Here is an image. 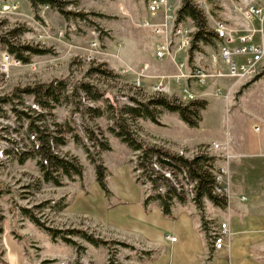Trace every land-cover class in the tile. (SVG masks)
<instances>
[{
	"label": "rangeland",
	"instance_id": "rangeland-1",
	"mask_svg": "<svg viewBox=\"0 0 264 264\" xmlns=\"http://www.w3.org/2000/svg\"><path fill=\"white\" fill-rule=\"evenodd\" d=\"M54 1L55 7L34 8L29 0H0V225L3 228L0 248L6 252L1 259L6 264H21V255L24 264H147L152 252L119 239L93 220L103 189L97 180L96 167L84 149L88 143L86 131H92L100 137V143L111 147L101 157L109 184L115 180L132 181L130 171L134 165L130 162L136 161L140 154L132 152L116 135L121 130L117 123L123 120L129 133L146 145L188 159L199 156V147L219 143L223 149L211 151L209 157L214 169L227 167L231 171L233 200L237 170L230 165L233 160L227 163L222 156L223 152H228L232 159L235 156L229 141L224 140L229 134L250 141L258 139L252 126L259 123L257 116L264 115V73L229 97L226 93L229 81L212 82L198 100L206 102L205 108L199 109L200 120L189 116L197 124L195 127L185 123L178 113L153 106L150 110L155 121L142 118L133 121L123 114L125 108L145 105L158 97L153 88L160 77L178 74L176 68L172 72L166 61L155 57L158 37L151 28L144 27V21L149 20V0ZM241 2L195 0L208 30L224 19L241 29L243 21L234 14V7ZM169 3L179 14L183 0H169ZM180 22L197 29L190 19ZM3 40L37 48L43 54H24L29 57V63L13 56L15 60L3 70L4 54L9 53ZM214 52V45H201L186 57L198 64L200 58L209 59ZM146 65L148 70L141 72ZM51 85L56 87L59 101L55 100L49 109H43L42 93L23 92ZM84 85L90 86V92ZM218 87L225 95H215ZM160 96L179 103L181 86L175 84L170 93ZM53 119L65 126L64 130H71L64 136L68 144L59 148L60 153L76 157L84 167L82 179L64 177L60 187L43 181L39 158L31 157L21 163L23 157L8 160L2 156L9 139H22L30 146L31 135H36L32 122L51 132ZM177 178L187 189L183 174L177 171ZM157 190L148 183L144 186L145 198L154 196ZM114 195L105 193V202L112 205ZM241 200L246 198L243 196ZM186 201V205L194 204L187 196ZM214 207L217 211L226 210L223 206ZM33 218L45 228H40ZM79 230L106 243L94 246L72 233Z\"/></svg>",
	"mask_w": 264,
	"mask_h": 264
},
{
	"label": "crops",
	"instance_id": "crops-1",
	"mask_svg": "<svg viewBox=\"0 0 264 264\" xmlns=\"http://www.w3.org/2000/svg\"><path fill=\"white\" fill-rule=\"evenodd\" d=\"M166 62L174 72L175 65ZM257 118L259 123L252 126L258 134L256 141L233 134L224 140L229 141L235 156L229 163L237 170L234 171L236 187L232 189L234 199L230 208L217 211L214 204L206 200L203 211L195 204L177 203L172 216H165L157 205L145 209L144 188L136 182L130 168L132 181L124 179L108 183L110 193L115 194L112 205L105 202V193L101 191L99 198H103L99 200V207L94 208L93 220L119 239L142 245L152 252L147 264H205L212 251L213 226L228 223L229 244L224 250L214 252L211 263L264 264V115ZM255 125L260 131L255 130ZM243 196L245 201L241 200ZM70 206L71 203L68 208ZM168 235L177 241L168 240ZM21 256V264H24Z\"/></svg>",
	"mask_w": 264,
	"mask_h": 264
},
{
	"label": "trees",
	"instance_id": "trees-1",
	"mask_svg": "<svg viewBox=\"0 0 264 264\" xmlns=\"http://www.w3.org/2000/svg\"><path fill=\"white\" fill-rule=\"evenodd\" d=\"M29 2L34 8L38 5L56 6V1L54 0H29ZM178 15L179 21L190 19L197 28L193 49H197V43L200 42L205 45L213 43V34L211 35L208 31L204 14L195 4V0H183V4ZM3 42L6 43L9 54L15 56L16 59L24 63H29V57L24 55L26 53L34 55L43 54V51L31 46H19L9 40H3ZM83 88L87 92H90L89 85H84ZM23 92L28 94L42 93V98L45 97V101L41 100V103L45 106L43 109H49L51 107L50 104L54 103L55 100L59 101L56 96V87L52 85L49 87L37 86L34 88H28ZM157 96L158 97L152 98V100L145 105L138 102L139 106L137 107H126L125 109L127 111L123 114L132 118L133 121L137 120V118L155 121V116L150 110V107H163L171 112L178 113L185 123L195 127L197 124L189 117L190 114L200 120L199 109H203L206 106V102L199 101L183 106L186 104L171 101L167 97L160 95ZM98 98L96 97L97 100ZM52 122L53 129L51 132L46 129H42L39 125H35L36 122H32V126H35L34 132L36 135H34L35 140H32L30 137V146H27L22 139H9L12 148L11 150L6 151V153L9 159L17 156L23 157V159H21V163H24L25 160L31 157L39 158L40 161L38 164L42 173L43 181L47 184L51 183L54 186L60 187L63 184L62 180L64 177L69 180H74L76 177L82 179L84 167L80 164L76 157H70L60 153L59 148L65 147L68 144V139L64 136H66V134H70L71 130H64L65 126L57 124L54 119ZM117 124L120 125L121 130L118 131L116 135L132 150V152L140 153L136 156V161L132 160L130 162L134 165L132 168V174L136 182L141 186H145L150 183L152 188L158 189L154 196L149 195L145 198V209H149L151 206L157 205L160 207L165 216H172V209L177 203L181 205L186 204L187 201L184 193V185H181L178 182L177 171L180 174L186 172L189 177V182L194 185L196 196L192 201L198 209L203 211L206 200L216 206L227 207L226 198L215 193V174L218 170L214 169V166L211 164L212 158L209 157V154H202L193 159H188L160 147L148 146L129 133L124 120L122 122H118ZM86 135L88 137V143L84 145L85 152L88 159L96 167L97 180L100 186L106 194H110L106 180L107 168L101 161V157L104 152L110 151L111 147L108 144H103L102 142L101 144L99 142L100 137L98 135H96V137L92 131L87 130ZM98 145H101L100 149ZM155 165H157L159 169H157ZM163 171H169L172 174L177 184L180 185L181 191H179V188H177L175 183L168 178ZM140 172L141 174H139ZM162 188L165 189V193H158V191ZM34 221L40 228H45L38 219H34ZM47 230L51 231L49 229ZM72 233L97 247L106 243L101 239L87 234L85 231L79 230L73 231ZM2 234L3 228L0 225V246ZM53 235L55 234L53 233ZM4 254H6L5 250L0 248V264H6L1 259Z\"/></svg>",
	"mask_w": 264,
	"mask_h": 264
},
{
	"label": "built area",
	"instance_id": "built-area-1",
	"mask_svg": "<svg viewBox=\"0 0 264 264\" xmlns=\"http://www.w3.org/2000/svg\"><path fill=\"white\" fill-rule=\"evenodd\" d=\"M7 9H10L7 8ZM149 20L144 21L145 28H151L158 37L155 48V57L157 60L165 62L171 61L177 71V75H163L160 77L153 88L154 93H170L175 84L181 86L180 101L184 104L197 102L200 100L201 92L206 91L212 82L229 81L227 88V97L240 87L245 86L253 79L264 73V0H242L234 7L235 17L243 21L242 28L237 29L232 26L228 20L216 21L211 30H208L213 36L215 52L209 59L204 57L194 64L187 55L192 54L195 43V34L197 29L187 26L179 21L176 10L172 8L169 0H149L148 1ZM259 37V42L255 40ZM198 48L203 43H197ZM197 48V49H198ZM180 55V56H179ZM182 55V56H181ZM186 57V58H185ZM3 70H7L10 62L15 58L9 53L4 54ZM148 70L146 65L141 72ZM215 95L217 97L225 95V92L218 87ZM38 109L37 106H34ZM260 131V127H255ZM35 140V136H31ZM7 150H11L9 143ZM199 155L209 154L213 150H221V144L213 142L209 146L199 147ZM225 150V149H224ZM6 151H2V156L9 159ZM223 158L228 162L232 156L228 152H223ZM157 169L159 167L155 165ZM163 173L170 178L179 191L180 185L177 184L169 171ZM216 186L215 193L226 198L227 209L231 206L230 186L231 175L227 167L219 168L215 174ZM187 189H184L185 195L193 200L196 196L194 185L189 182L186 172L183 173ZM146 186V185H145ZM144 188V186H142ZM158 193L164 194L165 189H160ZM231 231L228 223H220L213 226L211 233V253L205 264H213L211 260L214 252L222 251L229 244ZM167 239L176 242L177 239L171 235Z\"/></svg>",
	"mask_w": 264,
	"mask_h": 264
}]
</instances>
